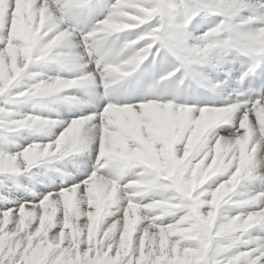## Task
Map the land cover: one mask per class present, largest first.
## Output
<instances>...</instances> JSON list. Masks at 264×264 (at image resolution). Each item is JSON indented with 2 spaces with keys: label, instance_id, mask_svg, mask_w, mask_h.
<instances>
[{
  "label": "snow or ice",
  "instance_id": "obj_1",
  "mask_svg": "<svg viewBox=\"0 0 264 264\" xmlns=\"http://www.w3.org/2000/svg\"><path fill=\"white\" fill-rule=\"evenodd\" d=\"M0 264H264V0H0Z\"/></svg>",
  "mask_w": 264,
  "mask_h": 264
},
{
  "label": "bare ground",
  "instance_id": "obj_2",
  "mask_svg": "<svg viewBox=\"0 0 264 264\" xmlns=\"http://www.w3.org/2000/svg\"><path fill=\"white\" fill-rule=\"evenodd\" d=\"M201 17H197L196 20H200ZM196 21L194 20L193 23H195ZM195 34H199V33H195ZM33 70H39V71H43L48 75H55L56 74V70L55 68L49 64V63H45L42 65H37ZM56 109V112L59 113V115L61 117H66L70 112L67 107H65V105H63L62 103H57L55 105H53ZM20 111L21 112H30L33 111V107L31 103H26V104H22L20 105ZM44 115H52L55 116L53 113H51L50 111H44L43 112ZM24 138H31V134L28 132H24L21 134V142H27L26 139Z\"/></svg>",
  "mask_w": 264,
  "mask_h": 264
}]
</instances>
